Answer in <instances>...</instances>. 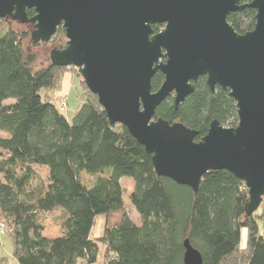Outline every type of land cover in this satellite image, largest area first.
Here are the masks:
<instances>
[{
	"label": "trees",
	"instance_id": "trees-1",
	"mask_svg": "<svg viewBox=\"0 0 264 264\" xmlns=\"http://www.w3.org/2000/svg\"><path fill=\"white\" fill-rule=\"evenodd\" d=\"M28 14L36 13L29 9ZM256 14L247 6L231 13L229 22L246 33L255 27ZM11 21L0 17V223L8 228L14 249L13 262L0 256V264H77L81 259L96 264L100 244L105 245L103 264H183L187 238L204 264H264V205L247 216L249 192L243 180L217 169L206 173L194 192L158 175L152 154L124 125L110 122L78 69L82 91L69 119L51 92L71 69L52 64L50 56L38 63L39 53L23 46L33 25L15 29ZM66 38L60 25L50 42L63 49ZM164 80L163 73H156L153 90ZM194 85L178 108L171 95L155 116L197 130L196 141L215 119L226 127L238 124L237 102L229 90L212 91L206 76ZM126 176L135 182L130 200L141 224L124 210L121 179ZM57 209L54 220L61 232L50 237L43 216ZM118 211L119 220L92 238L98 215Z\"/></svg>",
	"mask_w": 264,
	"mask_h": 264
},
{
	"label": "water",
	"instance_id": "water-1",
	"mask_svg": "<svg viewBox=\"0 0 264 264\" xmlns=\"http://www.w3.org/2000/svg\"><path fill=\"white\" fill-rule=\"evenodd\" d=\"M257 10L255 27L238 33L231 13ZM35 15L29 17L28 10ZM0 17L32 24L31 41L48 42L62 25L66 47L52 64L77 67L111 123L124 125L145 146L158 175L197 192L202 177L226 169L249 192L247 216L264 198V0H0ZM163 25L156 32L154 26ZM165 75L154 91L156 73ZM206 76L212 91H230L239 122H211L208 133L156 117L174 95L176 108ZM183 264H204L184 240Z\"/></svg>",
	"mask_w": 264,
	"mask_h": 264
},
{
	"label": "rangeland",
	"instance_id": "rangeland-1",
	"mask_svg": "<svg viewBox=\"0 0 264 264\" xmlns=\"http://www.w3.org/2000/svg\"><path fill=\"white\" fill-rule=\"evenodd\" d=\"M12 20V19H11ZM26 24H23L19 21L12 20L11 25L15 29H25ZM163 28V27H162ZM161 28V29H162ZM32 31V30H31ZM67 42V38L65 40V43ZM23 46L26 51H36L39 53L40 59L38 60V63H41L42 60L44 62L47 61V59L50 56V52L53 48H57L56 44L54 42H42L38 45H34L31 41V36L29 39L23 41ZM72 72L66 73L62 79L61 86L52 91L51 94L54 97V101L58 107H60L62 110H64V114L71 119L73 114L75 113L77 106L80 102V93L82 91V85H81V78L78 76L75 67L70 66ZM79 70V69H78ZM14 99H9L7 102H13ZM66 101L67 104H64ZM41 174L44 175V171H41ZM122 185L124 187V210L129 215V217L136 223L141 224V216L139 215L138 211L132 204L130 200V195L132 191L134 190L135 182L132 177L126 176L121 179ZM264 205V201L262 202L261 206L259 207L258 212L262 211V208ZM60 212V209H57L55 211H51L49 213L44 214V222H45V234L47 236L53 237L60 234L61 229L58 224L55 223V216ZM121 217V212H115L110 215H98L96 219V223L91 231V237H99L101 236L108 223L112 224L119 220ZM261 226L263 227L262 230L264 232V220L261 221ZM7 233L0 236V256L7 257L10 262H13V249L14 244L12 237L9 235L8 228L6 230ZM246 243V230L244 229L242 232V240L241 244L245 245ZM100 253L98 256V261L96 264H103V257L105 253V245L100 244ZM77 264H86L85 261L82 259L78 261Z\"/></svg>",
	"mask_w": 264,
	"mask_h": 264
},
{
	"label": "built area",
	"instance_id": "built-area-1",
	"mask_svg": "<svg viewBox=\"0 0 264 264\" xmlns=\"http://www.w3.org/2000/svg\"><path fill=\"white\" fill-rule=\"evenodd\" d=\"M6 233V225L4 223H0V236Z\"/></svg>",
	"mask_w": 264,
	"mask_h": 264
}]
</instances>
